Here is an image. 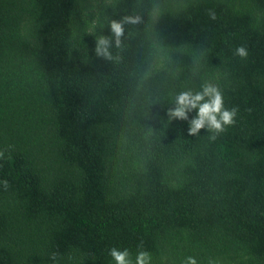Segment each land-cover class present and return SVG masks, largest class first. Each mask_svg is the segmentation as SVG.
<instances>
[{
	"label": "trees",
	"instance_id": "1",
	"mask_svg": "<svg viewBox=\"0 0 264 264\" xmlns=\"http://www.w3.org/2000/svg\"><path fill=\"white\" fill-rule=\"evenodd\" d=\"M206 83L215 139L167 115ZM0 151V264H264V0H0Z\"/></svg>",
	"mask_w": 264,
	"mask_h": 264
},
{
	"label": "clouds",
	"instance_id": "2",
	"mask_svg": "<svg viewBox=\"0 0 264 264\" xmlns=\"http://www.w3.org/2000/svg\"><path fill=\"white\" fill-rule=\"evenodd\" d=\"M208 16L211 20H216L214 11L209 10ZM142 22L140 16H126L120 21L113 20L110 24L111 37L99 36L96 39V47L94 49L97 57L112 59L110 51L113 43L115 47L121 46V37L124 35L125 24H139ZM235 55L246 58L247 49L244 46H238ZM195 111L196 115L189 120V113ZM238 108H227L224 104L223 93L218 86L212 83H206L202 89L197 92L192 90L182 91L177 94L175 99V107L167 112L170 120H182L189 122V135H197L202 129H206L212 133L211 138L215 139L221 133H224L229 127L236 124L238 116ZM4 157V152L0 151V158ZM4 187H8V182H3ZM141 249L143 243L141 242ZM110 256L114 259L115 264H133L131 254L127 249L119 250L112 248L109 251ZM50 258L53 261L58 260V253H52ZM151 254L144 250H139L135 264H151ZM184 264H198L195 257L189 256L185 259ZM208 264H219V261L209 259Z\"/></svg>",
	"mask_w": 264,
	"mask_h": 264
}]
</instances>
